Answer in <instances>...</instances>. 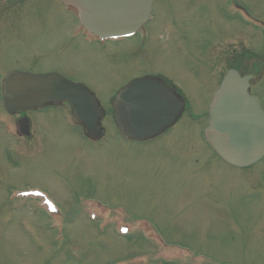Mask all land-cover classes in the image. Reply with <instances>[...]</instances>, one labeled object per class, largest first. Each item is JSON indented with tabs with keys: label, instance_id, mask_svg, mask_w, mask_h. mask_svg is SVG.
<instances>
[{
	"label": "rangeland",
	"instance_id": "1",
	"mask_svg": "<svg viewBox=\"0 0 264 264\" xmlns=\"http://www.w3.org/2000/svg\"><path fill=\"white\" fill-rule=\"evenodd\" d=\"M0 67L83 84L105 131L84 137L65 104L28 113L25 140L0 137V264H264V157L233 167L204 138L229 69L253 76L264 111V0H154L137 34L105 41L60 0H0ZM156 76L180 117L120 138L115 96Z\"/></svg>",
	"mask_w": 264,
	"mask_h": 264
},
{
	"label": "water",
	"instance_id": "2",
	"mask_svg": "<svg viewBox=\"0 0 264 264\" xmlns=\"http://www.w3.org/2000/svg\"><path fill=\"white\" fill-rule=\"evenodd\" d=\"M77 12L80 25L99 39L127 38L150 18L154 0H60ZM252 75L229 69L212 95L204 137L214 153L226 164L247 168L264 157V111L250 93ZM2 101L13 113L67 102L72 121L81 125L86 136L102 134L103 112L93 94L82 84L57 73L11 72L4 80ZM183 100L162 80L145 77L132 80L112 103V114L125 140L153 138L177 120ZM20 132L27 135L21 128Z\"/></svg>",
	"mask_w": 264,
	"mask_h": 264
},
{
	"label": "flooded vegetation",
	"instance_id": "3",
	"mask_svg": "<svg viewBox=\"0 0 264 264\" xmlns=\"http://www.w3.org/2000/svg\"><path fill=\"white\" fill-rule=\"evenodd\" d=\"M93 36V35H91ZM97 39V38H96ZM12 71H15V70H11L9 68H1L0 67V137L1 138H4L5 140L9 139V141H11V137L13 136L14 138H18V139H22V140H25L26 138L30 137L33 130H34V127L35 129H39V125L37 123L36 120H34V118L30 119L29 116H28V113H38L39 111H41L42 109H23V110H18V111H15L13 113H8L5 108H4V105H3V101H2V87H3V83H4V80L6 79L7 75L12 72ZM157 79H161V77H155ZM165 84L169 85L171 88H172V85H170L168 82L162 80ZM128 85V84H127ZM126 85V86H127ZM125 86V87H126ZM250 86H251V82H250ZM123 87L120 92L125 88ZM175 92V95H177L176 91L174 90ZM178 96V95H177ZM179 97V96H178ZM67 103H62V105H65ZM68 105V104H67ZM58 106V105H57ZM56 107V106H55ZM69 107V105H68ZM32 114V115H33ZM33 122V123H32ZM81 130V132H84V129L80 126H78ZM21 128L24 132H28L27 135H21L20 132L21 131ZM36 129V130H37ZM13 132V133H12ZM35 132V131H34ZM166 132H162L159 136H161L162 134H164ZM104 135V131H103V134L102 136ZM101 136V137H102ZM157 136V137H159ZM87 139L89 140H92V141H95V139H92L88 136H85ZM157 137L151 139V140H154L156 139Z\"/></svg>",
	"mask_w": 264,
	"mask_h": 264
}]
</instances>
